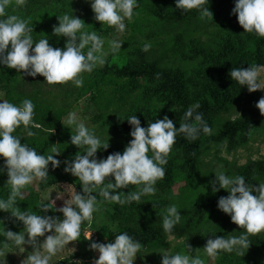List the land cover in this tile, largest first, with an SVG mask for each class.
Masks as SVG:
<instances>
[{
    "label": "rangeland",
    "instance_id": "rangeland-1",
    "mask_svg": "<svg viewBox=\"0 0 264 264\" xmlns=\"http://www.w3.org/2000/svg\"><path fill=\"white\" fill-rule=\"evenodd\" d=\"M166 4V0H148L146 4H136L132 20H124L126 28L123 32H118L115 26L97 22L91 31H96L104 40L103 47L108 51V55L102 66L98 65L91 72L78 74L77 78L83 79V85L80 87L71 80L49 84L43 81L44 77L40 74L32 77V81L26 78L6 79L4 70L0 69V98L15 104H20L25 98L31 99L35 105L34 115L46 116L54 121L52 123L46 120L47 126L39 125L43 130H47L46 138L53 140V146L60 152L53 155L61 164L53 169L49 162L50 174L46 179L34 177L29 183L34 188L37 199L27 212L60 216L62 219L63 214L54 209L41 212V203H48L53 198L55 207L59 208L64 200L56 199V191L68 198L81 190L79 179L64 171V161H70L76 153L82 154L84 151L83 147L78 148L71 143V130L62 122L66 124L70 111H75L78 118L102 142L109 141L107 149L97 150V157L106 158L109 153L122 152L127 142L132 139L129 135L132 126L126 118L136 114L141 120V125L147 126V122L162 119L164 114H167L178 127L182 123L180 113L184 105L198 104L199 99L215 86L220 76L234 63V56L241 49V45L251 47L259 36L254 32H244L242 25L238 23L237 15L231 12L235 0H206L204 7L209 5L213 18L203 20L192 16L188 19L177 16L180 9L175 7V3L171 7L172 14H169L164 7ZM189 11H195L199 17L197 9ZM171 19L181 21L183 27L171 29L169 24H162L163 20L169 23ZM34 20L40 22L39 28L33 30L34 42L42 36H48L52 32V26L58 24L57 14L53 11H45ZM186 23L188 26L184 28ZM112 39L123 42L116 52L109 51L108 42ZM145 43L150 44L147 51L143 50ZM50 44L54 47L64 46L61 41ZM260 48L263 51V61L259 65H264V43ZM84 51L86 52L87 48ZM114 66L124 67L127 76L116 77V73L112 72L116 68H111ZM134 75L135 78H140V81L135 82L131 92H127V89L123 91L121 86ZM261 78L264 79V73ZM231 84L218 100L201 112L211 132L206 134L200 131L198 138L194 140L195 145L189 148V153H181L172 145L167 155L175 168L172 169L174 173H177L179 168L187 169L188 163L196 162V171L190 181L195 196H218L221 188L213 193L209 183L215 178L214 171H224L227 175L236 176L241 166L253 160H264V114L256 107V102L264 96V90L249 92L246 86L234 80ZM118 89L119 91H116ZM39 138L35 142L42 144L43 138ZM51 148L45 156L50 153ZM176 177L170 182L171 185L167 182L156 183V192L142 196L139 201L158 202V191L169 184L175 191L174 197H178L174 199L175 205L187 203L183 202L180 195L181 189L186 190L187 173L181 172ZM108 182L107 179L104 181ZM125 189L119 190L121 194ZM113 203L98 196L97 210L94 211L91 222L81 225L78 240L70 241L57 251L51 256L49 264H57L63 260H67L66 264H93L99 252L89 249V244L83 238H88V234L92 232L94 235H91V239L98 240L99 225L111 226V230H122L133 240L139 241L141 247L133 264H161V252L165 251L169 254L179 252L189 255L190 258L199 255L204 264H219L217 255L208 256L203 249L204 245L192 238L164 235L154 228L138 226L151 224L144 219L132 220L131 225L125 216L116 219L112 216ZM128 225L130 227H127ZM5 229L24 231L23 223L12 216L10 211L0 222V231ZM48 234L50 233H45V236ZM44 238L41 236L39 239ZM101 239V242H106L104 237ZM109 241L114 242V237ZM188 245H191V249ZM24 247L18 249L11 242H5L4 237L0 235V264H21L33 250L31 245L26 244ZM42 254L46 253L42 250Z\"/></svg>",
    "mask_w": 264,
    "mask_h": 264
},
{
    "label": "clouds",
    "instance_id": "clouds-1",
    "mask_svg": "<svg viewBox=\"0 0 264 264\" xmlns=\"http://www.w3.org/2000/svg\"><path fill=\"white\" fill-rule=\"evenodd\" d=\"M17 5H23L25 0H16ZM206 0H175V7L185 13L197 9L200 19L213 18L209 7H204ZM9 0H0V65L15 68L22 75L36 77L40 74L43 81L49 84L63 83L71 80L77 87L83 85V79L77 78L81 72H91L98 65L105 63L108 51L104 50V40L96 31H82L83 19L72 14L57 15L58 24L52 26V32L57 37H67L63 47H54L49 39L41 38L34 42L28 21L17 15H5ZM137 0H90V7L94 19L103 24L115 26L118 32L126 28L125 18L131 21ZM232 14L242 25L244 32L264 37V0H235ZM109 51L116 52L121 48L122 41L112 39ZM85 48L87 51L85 52ZM150 44L145 43L143 50L147 51ZM264 65L249 63L248 67H232L230 77L248 91L264 90ZM34 103L25 98L20 104L0 98V157L5 158L0 173L7 170L6 185L11 186L7 200L0 199V210L10 211L11 215L23 223L24 231L10 229L0 231L5 242H11L18 249L31 245L33 250L21 261V264H49L51 256L68 245L70 241L78 240L83 221L91 222L94 211L97 210L98 196L106 201H115L121 205L132 201H139L142 196L154 194L156 181L165 175L163 165L167 163V155L175 142L177 133H184L185 138L194 141L200 131L208 134L210 126L203 118V114L195 111L199 104L189 106L184 112V120L191 118L194 122H182L176 127L173 119L164 114L162 119L141 125L136 114L129 116L128 123L132 126L129 135L132 137L123 151L109 153L106 158L97 157L98 149H107L108 142L101 139L80 120L75 111L67 115L66 124L71 130L70 141L78 148L83 147L82 154L76 153L74 159L65 160L64 171L77 177L81 190L70 197L56 191V199H63L59 208L55 207V199L48 203H41V212L54 209L61 212L60 216L42 215L35 212L21 211L17 205V197L23 198V189L35 178L46 179L49 173V162L53 169L61 161L53 154H59L53 146L45 156L39 154L35 148L21 143L18 136L13 135L17 127L23 125L32 135L29 128H39L33 120ZM256 107L264 114V96L256 102ZM53 132V131H52ZM55 145V144H54ZM149 151L152 155L149 156ZM215 178L209 183L212 192L220 188L227 189L228 195L220 196L217 208L229 214L231 220L242 226L243 232L238 236L215 235L209 237L203 246L210 257L219 251L232 252L249 247L248 234H255L264 230V182L258 185L246 183L243 175L230 176L224 171H214ZM109 177H114L111 179ZM108 183H104L105 180ZM129 184L142 185L138 191L130 192L122 197L119 190L127 188ZM218 185V187H217ZM255 193V194H254ZM47 199V197H45ZM181 220L177 205L166 207L162 214V227L170 233ZM45 233H50L45 236ZM92 233V232H91ZM89 249L98 251V257L93 264H133L141 247L139 241L133 240L127 232L114 235V242L107 240L100 242L91 239ZM27 235V238H26ZM44 236L43 240L39 238ZM25 248V247H24ZM191 249V245H188ZM43 253L46 254H42ZM163 253L161 264H204L199 255Z\"/></svg>",
    "mask_w": 264,
    "mask_h": 264
},
{
    "label": "trees",
    "instance_id": "trees-1",
    "mask_svg": "<svg viewBox=\"0 0 264 264\" xmlns=\"http://www.w3.org/2000/svg\"><path fill=\"white\" fill-rule=\"evenodd\" d=\"M148 0H137V5L146 4ZM167 4L164 6L167 13L172 14L171 7L175 0H166ZM206 7H209L207 5ZM45 11H53L57 15H63L65 13L69 15H76L83 19L84 27L82 31L90 32L95 26L96 21L94 19L93 10L90 7V0H25L23 5H17L16 0H9V4L5 9V15H17L21 16L28 21V27L32 29L31 35L34 33V29L36 30L40 26V22L37 20L35 21V17H38L42 13L44 14ZM195 11H187L182 13V10L178 11L177 16H181L182 19H188V17L192 16L195 19H199L198 15L194 13ZM54 16V15H53ZM32 17L33 19L29 18ZM172 20V19H171ZM174 23L177 26H173ZM164 26L169 24L171 29L175 28H182V22H177L176 20H172L171 22H167L163 20L162 23ZM188 26V23L184 25V28ZM173 27V28H172ZM36 35V34H35ZM49 36V37H48ZM48 36H42L41 38L49 39V43H55L61 41L65 44L67 37H57L53 32H50ZM255 40V39H254ZM242 41H240L241 43ZM264 43V37L258 36L255 45L249 47L245 45H241V49L237 52L234 56V63L229 66L225 72L220 76L217 80V83L213 88H211L207 93L204 94L203 97L199 99L198 104L200 105L195 111L202 112L205 109L209 108L215 100H218L221 95L224 94L226 88L232 86V78L230 77L229 70L232 67H248L249 63L259 64L263 61V51L260 46ZM111 68H116V70L112 71L116 73V77H126L127 70L123 68H119L118 66H114ZM0 69H3L5 72L4 77L6 79H15L21 80L24 78L29 79L32 81V76L22 75L21 73L17 72L15 68H8L4 65H0ZM97 72V70H96ZM112 73V74H113ZM39 74H37L38 76ZM36 76V77H37ZM133 77V78H132ZM127 83L122 85V90H126L127 92H131L130 89L135 87V82L140 81V78H135L136 76H132ZM142 77V75H141ZM116 91H119L116 90ZM191 105H184L183 111L180 113L181 115V122H194L189 118L188 121L184 120V112L189 106ZM197 104V103H195ZM183 107V104H181ZM33 120L41 124L42 126H47L46 120H51V118H47L46 116L34 115ZM41 127L34 128L29 125V128L32 131V135H28V131L24 128L23 125H20L15 129L13 132L14 135L18 136L21 140V143L27 144L30 147L36 149L39 154L45 155L46 152L53 146V140H48L46 138V134H48L47 130H43ZM179 127V126H178ZM25 136V137H24ZM39 136L43 138L42 144H37L35 141L40 139ZM45 136V137H44ZM195 145V141H190L185 138L184 133H177L175 142L173 146L179 150V152H186L189 153V148ZM198 145V144H196ZM149 156L152 155L150 151L148 153ZM5 158L0 157V167L4 166L3 161ZM167 159V163L163 165L165 169V175L158 179L156 183H170L174 181L178 174L181 172L187 173L186 179V190L181 189L180 195L183 197V202L177 205L178 211L181 214V220L179 223L174 225L172 231L170 233H166L162 227V214L167 206L171 204H176L174 199L178 197L175 196V191L170 185H166L162 187V190L158 191V193L163 196L161 197L159 194V201L158 202H140V201H132L130 203H125L123 205L113 201L114 203L111 204V208H113L112 216L119 219L121 216H125L129 219V224L132 223V220L135 219H144L145 222H150L151 224H142L138 225L140 227H149L154 228L158 233L168 235L172 234L175 236H185L192 238L197 241V243L201 245H205L206 241L209 237L215 235H225V236H238L244 230L242 226L237 225L235 222L231 220L229 214L224 213L222 210L217 208V201L220 196L228 195V190L221 188L218 192L217 197H205L202 194L192 193L193 188L190 185V181L192 180V176L196 171V162H191L186 165L188 167L185 169L184 167L181 169L179 168L177 173L172 171L173 164L169 158ZM175 169V168H174ZM50 174V170L49 173ZM237 175H243L246 178V183L251 182L252 184H258L260 181H264V160H253L249 163L241 166L237 170ZM60 179H63L62 176H59ZM7 180V170L3 173H0V199L7 200L10 192L11 186L6 185ZM142 185H134L129 184L128 187L123 191L121 194L122 197L127 196L130 192L138 191ZM81 189V186L79 187ZM23 193V198L17 197V205L20 207L21 211H26L29 207L35 202L37 199V195H35L34 188L27 184L23 189H21ZM180 192V191H179ZM178 192V194H179ZM177 194V195H178ZM190 199V200H189ZM8 211L0 210V222L6 218V213ZM131 216V218H130ZM151 217V218H150ZM146 218H150V220H146ZM88 221H83L81 225L87 224ZM131 225V224H130ZM127 227H130L129 225ZM124 232L122 230H111V226L107 225H99L97 226V233H98V240L101 242V238L104 237L105 234L107 235V240L109 241L114 235ZM6 238L4 237V240ZM247 239L249 240L250 244L248 248H242L239 251L233 250L232 252L227 251H219L217 254L218 256V263L219 264H264V230L255 233V234H248ZM83 240L90 244L91 240L87 239L85 236ZM67 260H63L57 264H66Z\"/></svg>",
    "mask_w": 264,
    "mask_h": 264
},
{
    "label": "built area",
    "instance_id": "built-area-1",
    "mask_svg": "<svg viewBox=\"0 0 264 264\" xmlns=\"http://www.w3.org/2000/svg\"><path fill=\"white\" fill-rule=\"evenodd\" d=\"M91 235H94L93 233Z\"/></svg>",
    "mask_w": 264,
    "mask_h": 264
}]
</instances>
